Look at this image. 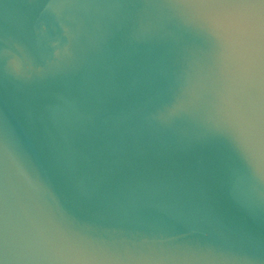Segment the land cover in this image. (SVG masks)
<instances>
[{
	"label": "water",
	"instance_id": "1",
	"mask_svg": "<svg viewBox=\"0 0 264 264\" xmlns=\"http://www.w3.org/2000/svg\"><path fill=\"white\" fill-rule=\"evenodd\" d=\"M0 264H264V0H0Z\"/></svg>",
	"mask_w": 264,
	"mask_h": 264
}]
</instances>
